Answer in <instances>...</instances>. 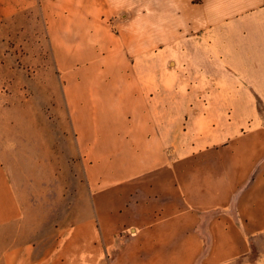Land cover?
<instances>
[{"label": "crops", "instance_id": "obj_1", "mask_svg": "<svg viewBox=\"0 0 264 264\" xmlns=\"http://www.w3.org/2000/svg\"><path fill=\"white\" fill-rule=\"evenodd\" d=\"M0 4L42 9V38L54 69L65 72L54 108L60 130H75L79 148L90 151L84 167L94 202L76 209L80 217L57 230L56 244L21 235L17 248L3 251L6 260L264 264V0ZM234 19L241 32L226 30L225 62L211 55L198 62L202 30ZM35 54L28 58L38 63ZM234 68L242 72L241 90ZM32 103L12 96L0 113V130H18L26 168L46 165L32 157L42 151L43 130L42 106ZM230 112L258 118L260 127L242 130ZM9 161L0 150L2 233L28 213Z\"/></svg>", "mask_w": 264, "mask_h": 264}, {"label": "rangeland", "instance_id": "obj_2", "mask_svg": "<svg viewBox=\"0 0 264 264\" xmlns=\"http://www.w3.org/2000/svg\"><path fill=\"white\" fill-rule=\"evenodd\" d=\"M43 19L44 15L39 6L33 9L23 6L8 9L0 4V113L7 107L12 96L23 100L32 98L33 106H42V151H35L32 157L39 159V163L46 164L30 168L21 166L20 159L23 154L20 151L22 144L18 130H0V150L10 155L9 162L13 165L8 166V169L28 212L19 222L20 226L16 224L11 226L10 231L0 232V264H14V259H5L3 251L10 247L17 248L21 235L23 238L48 240L54 245L59 237V229L80 217L75 214L77 208L89 203L94 206L92 188L84 167L89 161H93L91 156L89 157L90 151L83 152L79 148L75 130H60L63 128L59 124L62 119L54 107L57 101V86L65 79V72L54 69L50 49L42 38ZM239 20L234 19L202 30L198 43V62L203 63L204 56L208 55H211V60L219 66L225 62L226 39L223 37L227 29L241 32L238 28ZM237 45L240 44H235ZM30 54H35L36 57L40 55V61L33 63L32 58H28ZM233 72L234 78L239 82L237 87L241 90L244 88L242 72L236 68ZM214 79L218 80L221 91L225 77L219 71V74L214 75ZM206 87V78L203 77L200 85L202 92H206ZM214 87L213 93L216 94V84ZM204 95L206 97L207 93ZM259 107L263 113L264 108L261 105ZM205 109L209 110V107ZM240 116L230 112L227 118L239 124L242 130L260 127L258 118L249 120L243 115ZM200 122L205 124V119ZM10 132L14 134L9 135ZM3 138L6 141H2ZM93 151L91 150L92 153ZM35 170L39 176L37 182L34 179ZM19 227L22 232H19ZM47 249L48 246H41L40 252L45 253ZM132 264H144V261L137 258Z\"/></svg>", "mask_w": 264, "mask_h": 264}]
</instances>
